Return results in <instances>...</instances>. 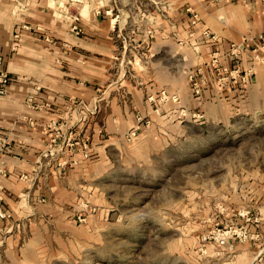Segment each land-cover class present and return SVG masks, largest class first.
I'll list each match as a JSON object with an SVG mask.
<instances>
[{
  "label": "rangeland",
  "instance_id": "rangeland-1",
  "mask_svg": "<svg viewBox=\"0 0 264 264\" xmlns=\"http://www.w3.org/2000/svg\"><path fill=\"white\" fill-rule=\"evenodd\" d=\"M131 1L88 0L122 22L90 100L89 167L73 171L65 203L9 211L0 264H264V108L241 102L240 82L218 84L220 54L200 59L194 8L177 35L172 8L154 0L148 21L150 6L138 0L136 17ZM62 2L55 27L66 22ZM103 113L109 123L95 124Z\"/></svg>",
  "mask_w": 264,
  "mask_h": 264
},
{
  "label": "crops",
  "instance_id": "crops-1",
  "mask_svg": "<svg viewBox=\"0 0 264 264\" xmlns=\"http://www.w3.org/2000/svg\"><path fill=\"white\" fill-rule=\"evenodd\" d=\"M62 1L0 0V67L14 78L7 92L0 93V137L7 141L0 153V167L6 172L0 174V207L8 211L18 202L65 203L74 189L69 180L73 171L89 167L82 145L71 147L65 142L69 137L83 142L90 133L86 126L93 105L90 100L109 75V62L117 52L114 32L122 27L121 12L110 19V10L102 4L65 0L66 22L55 27L50 22L53 5L60 6ZM143 1L150 6L146 9L150 21L154 0ZM160 1L159 12L169 8L175 12L177 35L181 28L187 29L185 13L195 9L197 21L190 35L204 47L206 53L198 50L200 59L216 52L225 64L246 69L251 65L249 51L235 60L230 44L245 37H253L252 46L264 42L263 0ZM137 2L131 1L136 17ZM253 68L251 80L240 84L244 86L241 102L249 110L264 108V60L254 62ZM236 86L228 87L231 98L240 92L233 89ZM95 119V124H108L111 117L103 113ZM96 139L102 141L95 131Z\"/></svg>",
  "mask_w": 264,
  "mask_h": 264
},
{
  "label": "built area",
  "instance_id": "built-area-1",
  "mask_svg": "<svg viewBox=\"0 0 264 264\" xmlns=\"http://www.w3.org/2000/svg\"><path fill=\"white\" fill-rule=\"evenodd\" d=\"M244 2L247 1H253V0H242ZM264 1V0H263ZM74 29L77 31H80V28L78 26H75ZM206 36H209V33L205 32ZM254 41L253 37H245V39L240 42H232L229 46V53L233 58H240L241 54L243 52L249 51L250 55V61L251 65L246 69H241L240 67L232 68L230 65L224 64H213L216 65V70L218 71V74L221 75L219 78L218 84L221 86L230 85L232 83H238L240 84H246L249 82L252 78V75L254 74V62L256 61H262L264 60V42L263 43H256L255 45H251V43ZM1 66V61H0ZM192 74V73H191ZM193 75V74H192ZM14 81V78L12 75H10L5 70H2L0 67V93L7 92L9 86ZM244 88V86H243ZM136 134V129L129 135V138L134 136ZM66 146L69 145L71 147L74 146V144L71 142L70 137L66 140ZM7 145L6 139L3 137H0V153L1 151H4ZM82 149L85 152V157H88V145L85 141L81 142ZM63 150V149H62ZM0 174L6 175V172L3 168L0 167ZM10 212L2 207H0V221L6 219L7 217H10Z\"/></svg>",
  "mask_w": 264,
  "mask_h": 264
}]
</instances>
